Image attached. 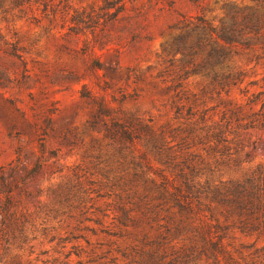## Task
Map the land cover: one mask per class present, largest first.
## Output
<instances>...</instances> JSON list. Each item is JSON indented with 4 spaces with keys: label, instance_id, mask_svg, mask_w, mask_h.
Returning a JSON list of instances; mask_svg holds the SVG:
<instances>
[{
    "label": "rangeland",
    "instance_id": "obj_1",
    "mask_svg": "<svg viewBox=\"0 0 264 264\" xmlns=\"http://www.w3.org/2000/svg\"><path fill=\"white\" fill-rule=\"evenodd\" d=\"M110 1L2 0L0 220L8 186L26 240L9 236L13 245L0 247V264H130L118 252H126L128 239L108 235L119 231L118 186L131 182L141 152L162 165L143 138L132 149L112 137V118L133 119L171 140L201 111L218 121L225 105L247 110L251 95L264 90L260 52L232 60L243 81L218 97L204 75L180 78L187 66L173 45L182 16L218 26L225 6H255L253 0H124L117 14ZM179 93L186 109L195 100V117L176 115ZM238 141V166L224 178L264 167V129L240 130ZM237 237L236 248L252 242Z\"/></svg>",
    "mask_w": 264,
    "mask_h": 264
},
{
    "label": "trees",
    "instance_id": "obj_2",
    "mask_svg": "<svg viewBox=\"0 0 264 264\" xmlns=\"http://www.w3.org/2000/svg\"><path fill=\"white\" fill-rule=\"evenodd\" d=\"M123 1H110V8L116 7L113 14L124 10ZM253 1L255 6H225L218 26L201 15L182 16L174 25L179 34L173 42L187 66L180 78L200 73L218 97L228 96L243 81L244 73L232 66V60L251 50L260 52L257 59L264 55V0ZM183 99L174 102L176 115L186 110L189 118L195 117L199 112H193L195 100L186 109ZM98 105L109 115L105 103ZM228 105L218 121L213 114L207 119L206 110L201 111L187 129H175L171 140L164 131L155 133L147 125L138 128L133 119L112 118V137L132 149L143 138L145 148L162 165L155 168L148 153L141 152L133 161L131 182L118 186L120 214L114 222L119 231L108 235L128 239L126 252H118L130 264H264V167L242 177H223L238 166L240 130L264 129V90L251 95L247 110ZM11 190L7 186L2 205V250L13 245L9 236L26 240L21 219L11 211ZM237 234L252 242L236 248Z\"/></svg>",
    "mask_w": 264,
    "mask_h": 264
}]
</instances>
